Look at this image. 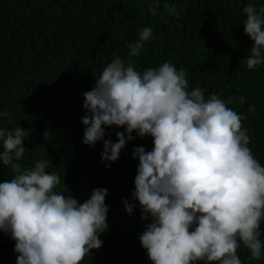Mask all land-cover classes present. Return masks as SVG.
I'll return each mask as SVG.
<instances>
[{
  "label": "clouds",
  "instance_id": "1",
  "mask_svg": "<svg viewBox=\"0 0 264 264\" xmlns=\"http://www.w3.org/2000/svg\"><path fill=\"white\" fill-rule=\"evenodd\" d=\"M164 7L174 14V5ZM243 12L244 32L254 42L244 59L251 70L264 65V7L250 3ZM152 38L153 29L143 28L139 39L129 42V55L139 56ZM188 89L187 72L171 62L141 73L116 55L82 94V143L102 141L107 167L134 132L153 138L151 151L137 147L132 154L139 160L132 196L141 219L150 220L138 239L151 264H242L241 244L249 259L260 260L264 166L248 147L246 117L228 106L231 99L217 94L206 99L199 86ZM111 126L123 128L115 143L104 139ZM27 136L19 126L0 128V163L14 173L0 183V231L15 241L16 264H82L102 247L99 236L109 230L108 190L94 189L83 203L57 191L61 177L47 171L48 159L31 168L19 162L28 150ZM124 206L131 215L136 205L125 200Z\"/></svg>",
  "mask_w": 264,
  "mask_h": 264
},
{
  "label": "trees",
  "instance_id": "2",
  "mask_svg": "<svg viewBox=\"0 0 264 264\" xmlns=\"http://www.w3.org/2000/svg\"><path fill=\"white\" fill-rule=\"evenodd\" d=\"M166 3L174 5V14ZM250 3L264 7V0H0V112L10 113L0 117V128L28 131V150L19 162L31 168L48 159L47 171L61 177L57 191L81 203L96 188L108 190L109 230L82 264H151L138 239L150 220L141 219L132 196L139 165L132 154L137 147L151 151L153 138L134 132L107 167L102 141L82 143V94L116 55L141 73L171 62L187 72L189 91L199 86L206 99H231L228 106L246 117L248 147L264 166V65L250 70L244 60L254 43L243 24ZM145 27L153 29V38L139 56H130L129 42ZM117 131L123 128L107 127L104 139L117 142ZM12 178L11 167L0 163V183ZM125 200L136 205L131 215ZM261 232L264 241V223ZM14 248L10 234L0 231V264H16ZM237 255L242 264H264V257L249 259L243 244Z\"/></svg>",
  "mask_w": 264,
  "mask_h": 264
}]
</instances>
